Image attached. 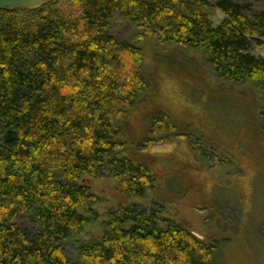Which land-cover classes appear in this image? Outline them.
Listing matches in <instances>:
<instances>
[{
    "label": "trees",
    "instance_id": "16d2710c",
    "mask_svg": "<svg viewBox=\"0 0 264 264\" xmlns=\"http://www.w3.org/2000/svg\"><path fill=\"white\" fill-rule=\"evenodd\" d=\"M244 2L55 0L0 10V264H213L211 246L136 207L110 214L76 259L64 244L98 219L88 177L113 180L127 199L155 182L117 155L114 124L148 88L142 49L116 40L112 21L130 22L138 40L206 54L219 80L250 83L264 103V9ZM259 119L264 137V108ZM166 120L160 132L172 129Z\"/></svg>",
    "mask_w": 264,
    "mask_h": 264
},
{
    "label": "rangeland",
    "instance_id": "374dc122",
    "mask_svg": "<svg viewBox=\"0 0 264 264\" xmlns=\"http://www.w3.org/2000/svg\"><path fill=\"white\" fill-rule=\"evenodd\" d=\"M244 3L252 13L264 9V0ZM210 17L215 26L222 21L215 9ZM111 35L142 49L148 88L114 124L122 145L117 155L146 166L155 182L143 198L127 199L113 180L88 177L98 219L64 244L67 255L74 260L82 244L98 241L110 214L136 207L155 211L211 246L213 264H264L260 90L248 82L219 80L202 52L138 40L139 32L118 16ZM163 118L172 127L168 132H160L157 124Z\"/></svg>",
    "mask_w": 264,
    "mask_h": 264
},
{
    "label": "water",
    "instance_id": "95a60500",
    "mask_svg": "<svg viewBox=\"0 0 264 264\" xmlns=\"http://www.w3.org/2000/svg\"><path fill=\"white\" fill-rule=\"evenodd\" d=\"M55 0H0V10L35 9Z\"/></svg>",
    "mask_w": 264,
    "mask_h": 264
}]
</instances>
